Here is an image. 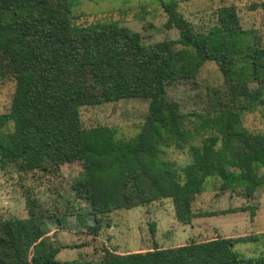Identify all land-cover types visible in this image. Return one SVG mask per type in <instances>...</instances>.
I'll return each mask as SVG.
<instances>
[{
	"label": "trees",
	"instance_id": "1",
	"mask_svg": "<svg viewBox=\"0 0 264 264\" xmlns=\"http://www.w3.org/2000/svg\"><path fill=\"white\" fill-rule=\"evenodd\" d=\"M160 2L166 27L178 28L180 36L144 43L117 23H77L69 0H0V77L16 83L10 110L0 114V163L51 173L65 163L83 162L85 176L72 183V190L91 206L94 236L106 214L164 198L173 200L176 218L184 224L232 212L194 209L211 176L219 178L222 192L246 198L264 184V133L242 122L245 112L264 106L261 35L243 27L235 5L221 6L219 23L197 31L178 0ZM206 61L217 63L224 88L212 90L207 110L194 113L191 121L168 93L181 84L196 85ZM125 98L149 101L133 138L118 136L108 125L82 124V106ZM11 124L15 131L9 130ZM197 138L202 144L189 145L192 160L184 166L160 155L162 146L184 149ZM27 192V217L0 215V264H264V254L244 258L234 249L257 235L124 253L105 248L98 260L61 262L57 254L68 245L49 237L44 212Z\"/></svg>",
	"mask_w": 264,
	"mask_h": 264
},
{
	"label": "rangeland",
	"instance_id": "2",
	"mask_svg": "<svg viewBox=\"0 0 264 264\" xmlns=\"http://www.w3.org/2000/svg\"><path fill=\"white\" fill-rule=\"evenodd\" d=\"M71 16L79 24L92 22L117 23L120 27L139 34L144 43L165 39H177L180 31L166 27L167 13L160 0H69ZM179 9L197 31H208L219 23L218 10L223 5H235L244 28L255 29L264 44V0H178ZM16 83L13 77H0V114L11 108ZM215 88H224L223 75L215 61H206L201 67L196 85L181 84L170 89L168 98L177 100L189 119L196 121L197 115L207 110L209 93ZM149 101L125 98L94 106H82L81 121L85 127L108 125L115 127L118 136H136L148 113ZM243 126L256 133H264V106L247 111L242 116ZM15 125L9 126L15 131ZM214 131H208L212 133ZM205 131V135L208 134ZM190 144H202L197 138L184 149L175 145L162 146L160 155L178 166L192 160ZM264 172V169L262 170ZM85 176L84 163H65L57 172L41 170L21 171L14 163H0V215L4 218L27 217L28 192L37 199L38 211L44 212L45 229L61 248L57 259L61 262L98 260L104 249L119 253L146 251L155 245L161 247L184 244L191 240H208L217 236L257 235L254 241L234 245L240 255L256 257L264 254V184L255 196H244L222 192L219 178L211 176L205 182V190L198 194L194 209L199 211L232 212L194 219L192 224L177 220L171 198L154 201L132 209H120L104 216L99 235L94 236L89 226L95 225L91 206L78 199L72 183ZM252 207L234 210L237 207ZM152 228L155 230L153 231Z\"/></svg>",
	"mask_w": 264,
	"mask_h": 264
}]
</instances>
